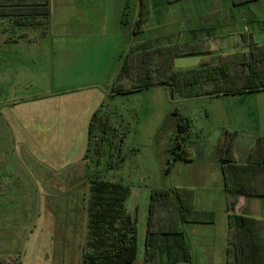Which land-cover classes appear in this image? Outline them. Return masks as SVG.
<instances>
[{"label":"crops","instance_id":"crops-1","mask_svg":"<svg viewBox=\"0 0 264 264\" xmlns=\"http://www.w3.org/2000/svg\"><path fill=\"white\" fill-rule=\"evenodd\" d=\"M183 3L185 7L182 6ZM144 4L148 19L144 23L143 31L134 33V24L138 18L142 0H0V146L4 142L3 136L8 133L3 130L9 129L13 134L24 139L30 135L33 148L36 150H41L38 144H48L43 147L47 150L50 143L57 145L68 143L64 140L70 132L69 127L73 128L77 125L76 121L69 119L70 109L66 106L68 101L63 99L59 100L61 103L58 108L49 112L44 124L29 122L26 126L28 122H25L17 113L16 110H20L17 105L33 100L18 97L14 86L22 83L28 86L27 80L30 78L28 73H31V66L37 69V60L40 62L38 68L44 65L43 70L47 72V77L51 81L48 90L38 93L42 96H58L70 90H80L91 86L97 90V86H103L105 94L109 93V97L115 98L122 96L110 93L111 84L120 67L121 56H124L136 43L152 41L154 42L152 45L164 47L172 43L199 41L195 46L200 48V52L230 55L243 44L240 36L251 34L256 45H264L254 39V32L264 33V0H176L172 2L144 0ZM168 25L169 29L165 31ZM173 25L174 27H171ZM235 27L243 33L234 36L233 46H230L231 35L218 32L234 30ZM232 47L234 51L225 52ZM6 61L14 64L11 69L3 65ZM19 62L23 65L20 66ZM108 63L115 64L116 69L113 73V69L107 68ZM8 70H12L13 76H6ZM73 78L90 80V82L87 85L78 83L70 86V79ZM7 80L15 85H7ZM143 91L145 90L136 93ZM221 97L233 99L231 103L224 106L226 110L224 119L227 124L224 125L226 127H222L219 136L223 137L222 146L225 132L236 131L235 158L239 164L246 165L256 141L264 138V103H259V100H264V90L213 98ZM86 101L89 105L84 122L81 124L82 132L85 130L82 137L85 145L88 144V126L91 117L98 112L100 106L104 105L98 92ZM110 123L113 124V121L110 120ZM116 125L114 124L113 127ZM189 126L187 137L190 135L191 123ZM38 127H41L42 131H39ZM55 150V152L62 151V158L69 156L72 152V148L68 147L59 149L56 146ZM221 150L216 155L199 152L197 158L205 162L199 166L195 175L189 172V167L196 157L189 150L190 157L187 161L172 163L171 173H177L181 179L178 180L177 185L166 190H191L194 197V209L207 212V219L212 220L181 224L184 241L191 256L190 264H195L193 245L198 252L208 248L204 250V254L212 257L208 264H229L233 260L232 253L229 251V211L225 176L220 163ZM0 151V158H4L3 151ZM241 181L250 188L264 191V171H258L252 176L244 174ZM3 185L4 182L0 180V189ZM130 195L131 191H129ZM125 207L132 215L127 209L126 202ZM82 211L83 222L87 223L86 201ZM236 213L257 225L254 239L257 250L264 255V196L239 197ZM219 217H221V225L218 230ZM184 224L212 226L214 230L191 231L188 235L183 227ZM199 239L206 241L202 243L197 241ZM138 253L137 244L136 259ZM197 264L205 263L199 257Z\"/></svg>","mask_w":264,"mask_h":264},{"label":"rangeland","instance_id":"rangeland-1","mask_svg":"<svg viewBox=\"0 0 264 264\" xmlns=\"http://www.w3.org/2000/svg\"><path fill=\"white\" fill-rule=\"evenodd\" d=\"M182 6L185 7V3ZM168 29L169 25L165 31ZM218 33L231 35L229 45L233 46L232 38L243 31L235 27L234 30ZM254 33V39L264 44V33ZM231 51H234L233 47L225 50ZM199 59L198 55L178 57L173 67L194 68L199 64ZM37 61V69L31 66V73H28V86L24 83L16 86L7 80V85H15L18 97L33 100L17 105L20 109L16 110L17 113L28 122L26 126L29 122L44 124L49 112L58 108L61 103L59 100L63 99L68 101L66 106L70 109L69 119L76 121L77 125L73 123L76 126L69 127L70 132L64 140L68 143H50L47 150L43 149L48 146L46 143L38 144L41 150L33 148L30 135L24 139L9 129L3 130L8 133L3 136L4 142L0 146L4 155V158H0V180L4 182L0 189L1 260L19 264H82V246H87L85 242L89 233L86 221L83 222L82 208L88 196L89 179L99 176L130 189L131 195L126 200V206L136 218L139 251L133 264H143L150 192L153 189L173 187L181 179L177 173H171L170 165L171 149L176 143L180 117L187 118L192 125L190 135H184V146L196 157L189 167V172L195 175L199 166L205 162L197 158L199 152L211 155L220 152L223 137L219 136L222 127L227 124L224 106L233 99H184L178 95L172 98L165 86L115 98L109 97V93L105 94L103 86H97V90L91 86L70 90L58 96H42L38 93L48 90L51 81L43 70L44 65L38 68L40 62ZM18 64L23 65L20 62ZM3 65L11 69L14 64L6 61ZM114 65L107 64L108 69H113L112 73L116 69ZM13 74L12 70H8L6 76ZM89 82L73 78L69 85H87ZM96 92L104 101V105L97 110L103 115L98 118V122L96 120L90 145H85L82 140L85 130L82 132L81 124L89 105L86 100ZM259 103H264V100H259ZM106 117H110L113 124L106 121L107 128L103 130L100 124L107 120ZM114 124L118 126L113 127ZM38 130L42 131V128L38 127ZM123 133L124 142L118 147L117 138ZM56 146L59 149L72 148V152L62 158L61 150L55 152ZM160 215L164 220L172 218L169 213ZM220 225L221 217L218 230ZM183 227L188 235L191 231L214 230L212 226L205 225L184 224ZM197 241L204 243L206 240ZM205 249L208 248L198 252L192 246L195 264L199 257L205 264L211 261L212 257L204 254Z\"/></svg>","mask_w":264,"mask_h":264},{"label":"trees","instance_id":"trees-1","mask_svg":"<svg viewBox=\"0 0 264 264\" xmlns=\"http://www.w3.org/2000/svg\"><path fill=\"white\" fill-rule=\"evenodd\" d=\"M147 19L148 12L142 0L134 33L143 31ZM240 40L243 44L230 55L200 52V48L195 46L199 41L172 43L164 47L152 45V41L136 43L123 56L110 93L124 95L165 86L172 98L178 95L193 99L264 90V45H256L251 34L240 36ZM197 54L200 60L195 68L177 70L173 67L176 58ZM101 115L95 112L91 117L88 145L96 120L98 122ZM105 119L100 124L103 130L107 128L106 121L110 122L109 117ZM189 125L187 118L180 117L176 143L171 149V166L175 161H187L190 157L184 146V135ZM124 137L123 133L117 138L118 147L124 142ZM236 137V131L225 132L220 155L229 211V251L233 257L229 264H264V255L257 250L254 239L257 225L236 213L239 197L264 196V191L250 188L241 181L244 174L252 176L264 171V138L256 141L249 162L241 165L235 158ZM129 191L128 187L99 176L89 179L85 199L89 233L85 242L87 246H82V264H132L135 261L138 230L136 218L125 207ZM193 198V192L188 189L151 191L143 264H190L191 256L181 224L212 221L207 219V212L194 209ZM161 213L171 214V220H164ZM1 259L0 264H19Z\"/></svg>","mask_w":264,"mask_h":264}]
</instances>
